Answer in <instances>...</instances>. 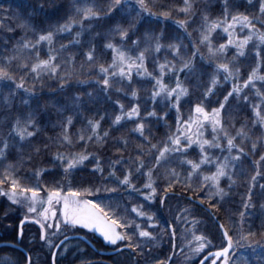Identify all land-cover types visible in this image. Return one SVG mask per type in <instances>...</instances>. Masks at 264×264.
I'll return each mask as SVG.
<instances>
[{
	"label": "snow or ice",
	"instance_id": "obj_1",
	"mask_svg": "<svg viewBox=\"0 0 264 264\" xmlns=\"http://www.w3.org/2000/svg\"><path fill=\"white\" fill-rule=\"evenodd\" d=\"M0 197L19 221L0 264H34L26 222L50 249L88 230L146 264H264V0L0 4Z\"/></svg>",
	"mask_w": 264,
	"mask_h": 264
},
{
	"label": "trees",
	"instance_id": "obj_2",
	"mask_svg": "<svg viewBox=\"0 0 264 264\" xmlns=\"http://www.w3.org/2000/svg\"><path fill=\"white\" fill-rule=\"evenodd\" d=\"M215 4V0H213ZM0 4H3L5 9L11 7L14 12L19 14L23 12L27 7V0H0ZM19 33V29H17V34ZM9 36L13 35L12 33H8ZM77 60H80V57H77ZM54 89V84L51 85ZM46 91L48 89H45ZM82 90V89H81ZM127 103V101H126ZM241 116H237V119H241ZM169 122H171V118H169ZM153 131L156 133L157 137H161L163 135L164 129L157 127L154 128ZM116 135V133H113ZM134 142L136 141L133 138ZM127 154V153H125ZM245 167L249 170L251 169V165L245 163ZM91 175L90 171L85 170L81 172L77 176V180H81L83 178V182H86L88 177ZM76 181H74L75 183ZM246 191L245 187V180L244 177H240L231 191V198L228 200L227 206L231 208L233 211L237 210L240 207L241 197ZM110 195L109 193H101L96 194V198L98 200H106L107 196ZM183 195V194H182ZM92 198V197H89ZM254 200L257 197H253ZM135 202V200L129 201V203ZM182 197L179 199V203H183ZM9 203L6 201V198L0 197V217L3 216L5 211L8 212V218L3 219L0 218V242L11 240L13 238V234L15 233L18 227V210L16 208H9ZM178 208V199L173 198L171 203L165 202V205L159 209L157 212V216L160 218H171L174 212ZM255 212V215L249 217L252 221V228L259 229L262 222H264V217H261L259 211L257 209H252ZM217 215L221 218L225 217V213L223 210L217 213ZM238 219V217H237ZM247 227V225H245ZM37 228L35 224L32 222H26L24 225V236H23V243L19 244V248L21 252H18V255L22 253L31 252L32 259L34 264H52L51 263V252L54 249H50L46 244H43L38 240L37 236ZM210 230L215 232L216 225L210 224ZM67 235H83L85 236L93 245L94 248L91 247L88 243L83 241L80 238H74L69 241L67 251L64 250L63 246L58 252L56 258V264H146L148 257L137 255L135 257L130 256L128 251L121 250L120 252L112 255L103 254L102 252H109L117 249L116 246H113L109 243H106L102 237L98 236L94 232H89L88 230H83L76 233H68ZM177 242L179 243V237L177 238ZM170 252V246L168 243V237L165 236L163 241L155 246L152 249L151 256L152 257H163L168 255ZM247 254V253H246ZM174 264H182L183 262V255L179 252L172 258ZM171 264V262H170ZM193 264H198V260H193Z\"/></svg>",
	"mask_w": 264,
	"mask_h": 264
},
{
	"label": "water",
	"instance_id": "obj_3",
	"mask_svg": "<svg viewBox=\"0 0 264 264\" xmlns=\"http://www.w3.org/2000/svg\"><path fill=\"white\" fill-rule=\"evenodd\" d=\"M72 238H75V236H69V239H68V240H70V239H72ZM82 239H84L85 241L88 242V240H87L86 238H84L83 236H82ZM61 247H62V246H61ZM120 250H121V249H118V250L112 251V252L107 253V254H109V255H111V254H115V253H118ZM54 251H56V256H57L59 249H55Z\"/></svg>",
	"mask_w": 264,
	"mask_h": 264
},
{
	"label": "flooded vegetation",
	"instance_id": "obj_4",
	"mask_svg": "<svg viewBox=\"0 0 264 264\" xmlns=\"http://www.w3.org/2000/svg\"><path fill=\"white\" fill-rule=\"evenodd\" d=\"M95 233V232H94ZM95 234H97V233H95ZM98 235V234H97ZM99 236V235H98ZM101 237V236H100ZM103 239V238H102ZM56 258H57V256H56ZM51 263H52V258H51Z\"/></svg>",
	"mask_w": 264,
	"mask_h": 264
},
{
	"label": "rangeland",
	"instance_id": "obj_5",
	"mask_svg": "<svg viewBox=\"0 0 264 264\" xmlns=\"http://www.w3.org/2000/svg\"><path fill=\"white\" fill-rule=\"evenodd\" d=\"M95 233H97V232H95ZM99 236H101L99 233H97ZM102 237V236H101ZM106 243H108L107 241H105Z\"/></svg>",
	"mask_w": 264,
	"mask_h": 264
}]
</instances>
